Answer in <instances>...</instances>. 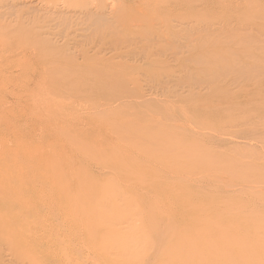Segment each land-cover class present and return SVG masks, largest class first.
Listing matches in <instances>:
<instances>
[{"label": "rangeland", "instance_id": "obj_1", "mask_svg": "<svg viewBox=\"0 0 264 264\" xmlns=\"http://www.w3.org/2000/svg\"><path fill=\"white\" fill-rule=\"evenodd\" d=\"M134 1L0 0V203L6 204H0V212L15 206L20 193H27L28 185H32L27 183L26 160L17 158L16 141L9 132L26 143L30 138L56 136L71 129L67 125L71 123L77 126V148L81 145L78 142L89 141L85 153L96 159L91 169L101 170V163H107L104 150H94L102 148L106 138L113 141L108 147L110 153L118 151L117 142L123 141L130 152L137 150L139 155L148 156L149 151L154 150L165 157L158 162L142 157L124 161L131 173L130 187L122 190L121 194L127 195L120 194L121 201L116 198L123 206L117 207L120 211L130 208V218L122 217L123 220L130 223L133 218L134 224L126 222L127 225L134 227L137 221L140 222L137 228L145 227L142 232L150 230L149 234L154 237L151 244H159L154 247L163 246L168 236L180 238L184 244L190 243V239L193 240L190 233L179 232L175 226L189 223V217L199 214L201 205L207 201L219 208L223 201L238 203L231 204L233 210L226 213L205 215L204 223L215 220L222 223L217 225L226 227V223L241 217V225L248 223L242 230L263 228L264 0H229L219 9L218 0H189L187 11L173 0H156L160 2L157 12L167 15L163 20L155 14L157 20L147 21L152 13L145 14L146 19L127 25L119 22L106 25L101 18L100 22L96 20L97 7L134 6L137 15L153 9L149 0H142L140 4ZM34 5L38 6L40 22L34 19L31 8ZM56 10L64 11L65 15L55 13ZM33 37L43 44H36ZM164 38H170L171 42ZM158 48L162 51L158 52ZM173 53L189 54L190 59L176 61ZM193 55L199 60L193 59ZM186 73H190L189 76L185 77ZM64 78L72 82H65ZM188 143H193L196 149L188 147L184 157H180L182 145ZM237 153H241L240 156ZM81 157L87 162L83 155ZM233 159L239 162H227ZM123 164L117 161L110 166ZM77 169L82 173L86 171L80 163ZM151 169H157V173H152ZM43 170L46 169L37 165L32 171L46 173ZM104 174L113 176V172ZM148 177H157L160 184H170V187L177 185L185 194L194 191L192 201L171 200V195L168 201L161 192L150 195L146 191L148 184L136 185L137 181ZM34 186L32 188L40 187ZM112 191L113 195L120 193ZM134 195L139 198L135 205V202L131 204ZM168 202L171 208L167 215L157 211ZM111 203L118 204L117 201ZM113 206L107 205V210L116 207ZM138 214L142 221L134 219ZM132 234L129 232L126 240L133 237L134 243L139 242L137 232ZM204 234L211 236L210 232ZM230 234L229 230L225 239L221 234L215 237L218 243L232 242ZM13 240L0 232V264L54 263L32 262L24 251L14 249ZM133 242L131 240L130 244ZM252 245L250 250L264 253L263 245ZM239 248L247 250L243 246ZM154 250L156 248L150 251L153 252L151 257L147 256V251L142 253L143 257L138 254L140 258L135 264L141 261L145 264L147 258L150 259L147 264H159L160 259L166 261L162 264H171L177 257L176 252L183 259L189 254L188 249L180 247L161 252ZM225 259H214V264ZM115 261L114 256L110 263L115 264Z\"/></svg>", "mask_w": 264, "mask_h": 264}, {"label": "bare ground", "instance_id": "obj_2", "mask_svg": "<svg viewBox=\"0 0 264 264\" xmlns=\"http://www.w3.org/2000/svg\"><path fill=\"white\" fill-rule=\"evenodd\" d=\"M149 1L153 5V9H150L149 11H147V13H145L146 11H143V13L140 14L138 13V15L134 12V6H129L125 9H122L119 7L115 8V5L112 3L111 5L114 6L112 7H110L109 5L108 7L106 6L108 9L105 8L104 6L102 8L97 7V10L95 11L96 20L99 21L100 20L99 18H101L104 21V23H106V25H108L109 23H116V22L127 25L134 21H140L142 19H146L147 17L146 15L150 13H152V17H148V19H146L147 21L153 22L157 20L154 17L155 14L156 16L160 17L162 20L165 19V17L167 16L165 12L163 13V15H160L161 13L157 12L158 10L157 6L159 5L160 2L158 1L156 2V0H149ZM173 1H175V3H179L180 5L186 7V11L189 9V2H188L189 0H184V1L173 0ZM228 1L229 0H218V9L220 8V6L227 4ZM134 2L140 4L143 1L135 0ZM31 8L35 13L34 19L37 22H40L42 18H39L38 6L34 5ZM44 12L47 13L46 11ZM58 12L59 13L62 12L60 15H63L65 13L64 11H58V10L55 11V13ZM183 20H186V17L185 19H182V21ZM85 21L88 22V20ZM101 25L102 23L100 24V26ZM184 31H186V29H184ZM170 35H173V32L170 33ZM31 39L36 44H43L41 43V40H39L37 37H33ZM168 39L171 42L170 38L167 39L164 38L165 41H169ZM172 43L175 42L172 41ZM54 48L57 47L55 46ZM157 51L158 52L162 51V49L158 48ZM31 55L32 53L30 52V58ZM173 55L176 61L179 62L188 61L190 59L189 54L188 56H183V55L179 56L180 55L179 53H173ZM176 57L179 58L177 59ZM148 58L149 57H147V59ZM203 58H207V57H203ZM193 59H198V58L193 55ZM186 74L187 75H185V77L189 76L190 73H186ZM64 81L68 83L72 82L71 80L69 81L68 78H64ZM67 125L71 129L68 128V130H64V132H60L56 136L55 134L52 136L44 134L45 136H43L39 140L30 138V142L26 141V143L22 142L21 139L17 137L18 135L9 132V136L11 138L14 137L16 141L15 152L17 158L26 160L27 174L29 175V177H27V183L32 185L31 186L28 185L29 187H27V193H24L25 191L24 192L22 191V193H20L18 197L19 202L16 201L15 206L12 205L11 208L7 209L8 206L7 205L5 207L7 210L4 211L3 213L0 212V232L10 235L14 239L13 240L15 247L14 249L21 252L24 251L25 252L24 255L27 258H29L32 262H37V261L41 262V261L49 260L54 262L52 264H111L110 261L112 262V257L115 256L116 257L115 264L116 263L135 264L139 260L138 258H140L138 254H140V256L142 255L143 257L144 256L143 254L146 253L147 251L146 253L148 254L147 256L151 257L153 252L150 251L153 248L154 249L156 248L154 252L155 251L161 252V251L171 250L174 247H177L179 249L180 247L183 249L184 248L188 249L189 251L188 258L186 257L185 259H183L184 257L183 256L180 257L179 256L180 253L176 252L175 254H177V257H175L172 260L173 262L171 264H214V259L218 260L221 257H224V259L225 258L226 259L223 261L220 260L218 264H264V253L257 249L255 251L250 250L251 248H253L252 244L255 245L258 244L264 246V227L263 228L248 227L242 230V227L248 225V223L241 225L242 223V220H240L242 219L241 217L231 223L230 222L226 223V227L224 225H217V224H222L220 221L211 220L212 223L209 224L207 222L205 223L203 222L204 220L203 217L205 215L223 214L233 210L232 208H230V205L237 204L238 201L235 200H227L221 202L222 208L212 207L213 204L215 203L207 201L204 204V206L201 205L202 206L200 209L201 212L199 214L197 213L192 214L190 212H187L189 214H192L189 217L190 222L186 224L180 223V225L175 226V229L179 232H185L184 234L187 235L190 233L189 236L193 237V240L190 239V243L184 244L183 241L180 240V238L174 239L173 236H168L167 242L163 244V246L154 247L159 244H156L154 240L152 241L155 243V245L153 246L151 244L152 243L151 239H154V237L152 238L153 235L149 234L150 233L149 229L151 228L149 229L147 228L149 230V233H146L145 231L142 232L141 229L144 230L145 227H143L144 226L143 225L142 226L143 228L142 227L137 228L136 227L137 224H140V222L137 221H135L136 225L132 227L134 221L132 223L131 220H133V218L130 219V223H132V225H127L129 220L126 221L127 220L126 218H130V214H128L130 208L128 209V207H126L128 210H126L125 208V211L124 210L122 211V209L120 211L119 208L117 207H120L121 205V204L119 205L120 203L119 201H121V199L119 200V198L121 192H123L122 190L126 189V186L130 187L129 174L131 173L127 170V167L123 164L124 161L136 159V157H142L143 160L151 159L152 161L153 159L154 162H158V160H164L165 157L163 158L160 157L158 151H154V150L153 151L150 150L148 156H145L143 154L139 155L137 153V150L136 152H134L133 150L132 152H130L128 150V147L124 146L123 141L117 142V144L119 145L118 151H112L110 153L108 152L109 151L108 147L110 146V144H112L113 141L106 138L105 139L106 143L102 146V148L99 149L94 148V150H101V151L104 150V152L107 154V163L106 164L101 163L103 167V168L100 167L101 170L91 169V166L96 159L93 158L91 155H87L85 153V149L89 144V141L83 140L81 141V143L78 142L81 145L79 148H77V126L71 123H68ZM192 145L194 144L188 143V145H182L183 149L181 151L182 155L180 157H184L183 154L185 153V150L188 147H192L196 149V147ZM175 147L182 148L178 144H175ZM244 153L243 155H245ZM81 155H83L87 159V162H84ZM163 155H165V153ZM248 156L246 158H248ZM249 158H252V156ZM233 160L234 161L228 160L227 162H234V163L239 162V160H235V159ZM7 161L8 160H6V162ZM117 161L119 164H123V166H119V165L112 167L110 166L116 164ZM251 161L254 160L252 159ZM1 163L2 165H4L3 162ZM77 163L78 164L80 163L83 166H85L86 169L85 173H82L77 169ZM198 163L200 164L201 162ZM37 165H40L41 169H46L43 170L46 173L33 172L32 170L35 169ZM109 168L113 171H109L110 170ZM156 170L157 169H151L150 171L152 173H157ZM105 172H110V173L113 172V176L110 177V175L108 176L104 174ZM3 173L5 172L3 171ZM181 173H179L181 177L179 179L180 181H182ZM7 174L8 172L5 174V176ZM143 179L144 181L143 180L137 181L136 185L139 184L140 182L144 184H148L150 187L147 188L146 191L150 195L153 192L155 194L161 192L165 194V198L168 199V201L170 195H171V200H175V201L178 199H183L184 201L191 202L193 199L194 191L189 190L185 194V192L179 190V186L177 185H171L170 187V184L167 183H166L167 185L160 184L157 177L154 179L149 177L147 179L145 178ZM14 184L16 185L15 182ZM34 184H36V187L37 185H39L40 187L38 189L32 188L35 187ZM187 184L189 183L186 182V187H188ZM119 187L121 188V191L119 190ZM112 190L118 191V193L120 191L119 195L117 194V192H115V195H113L114 192ZM116 195H118L119 197ZM124 195L126 197L127 194ZM130 195L131 194H129V196ZM199 195L200 194L196 195L195 197H198ZM123 196H122V200L124 201L125 198ZM116 198H118L119 201ZM228 198L233 199L230 197ZM137 200H139L138 196L134 195L131 204ZM112 201L118 202V204H115L116 207H114L115 205L114 206L112 205L111 203ZM123 201L122 203H124ZM0 204L4 206L6 205L4 204V202ZM135 204L136 202L134 203V205ZM10 205L11 204H9V206ZM107 205L108 207L113 206L114 208L107 210L109 209L107 208ZM166 205L167 206L163 205L160 207H158V205L155 206L158 207L157 211L161 212L164 215H167L168 214L167 212H170L169 210L171 208L170 207L171 202L170 203L168 202ZM4 206L2 207L4 208ZM155 206L152 207L155 208ZM136 207L138 206L136 205ZM134 209L135 208L133 207L134 212L132 211V213H135L136 210ZM139 212L141 213V215H143L142 214L143 212L141 211ZM131 215L134 216L135 214H131ZM141 215L138 214L139 217L135 216L136 218L134 217V219L138 218L137 220H141L142 218L139 219ZM122 217L125 218L126 220H123ZM160 221H162L161 216H160ZM117 226H119V228ZM163 226L165 227L164 224ZM131 228L134 229L130 230ZM162 229L163 230H160L161 232L164 231V228ZM229 230L231 232L230 239L232 242L223 240L222 242L218 243L215 234L218 235L221 234L222 237L225 239V236L228 234ZM129 232H132L133 234L137 232L138 236H140L139 242L134 243L135 241L133 242V240H135V238L133 239L132 237L130 241L132 240L133 244L132 243L130 244V241L126 240L127 234ZM207 232H210L211 236L209 235L207 237V235L204 234ZM154 236L156 237L157 234H155ZM156 242L159 243L158 240ZM222 246H225L226 248ZM241 246L247 248V250L239 248ZM210 251H216V252L215 254H211ZM196 253H199L200 256L197 255ZM221 254L223 255L221 256ZM192 256H197V257L195 258ZM190 258L192 259L190 260ZM148 260L150 259L147 258V261ZM147 261L145 262V264H147ZM160 261L161 264L166 262L163 261V259H160Z\"/></svg>", "mask_w": 264, "mask_h": 264}]
</instances>
